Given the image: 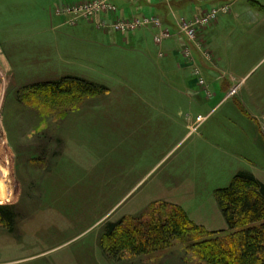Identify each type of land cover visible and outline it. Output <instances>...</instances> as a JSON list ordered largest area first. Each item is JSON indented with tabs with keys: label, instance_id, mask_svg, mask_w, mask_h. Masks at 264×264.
I'll return each instance as SVG.
<instances>
[{
	"label": "rangeland",
	"instance_id": "1",
	"mask_svg": "<svg viewBox=\"0 0 264 264\" xmlns=\"http://www.w3.org/2000/svg\"><path fill=\"white\" fill-rule=\"evenodd\" d=\"M50 6L49 0H0V206L12 210L39 249L95 252L106 222L143 214L155 202L181 207L208 231L224 230L215 191L239 170L264 184V7L241 0L231 14L217 17L206 36L191 41L180 33L191 48L208 45L217 64L208 69L238 91L192 133V120L206 117L224 97L222 81L209 107L182 105L177 116L179 100L168 82L141 81L140 74L155 75L140 70L147 68L144 56L159 62L152 34L138 38L144 43L127 42L146 31L138 29L122 43L75 15L70 25L71 17L57 16ZM64 74L105 84L113 100L105 94L82 99L76 87L67 93L32 89ZM123 89L133 106L119 103ZM164 101L169 120L159 113ZM142 102L158 112L129 110ZM78 105L81 111L71 112ZM114 264L200 263L177 243Z\"/></svg>",
	"mask_w": 264,
	"mask_h": 264
},
{
	"label": "crops",
	"instance_id": "2",
	"mask_svg": "<svg viewBox=\"0 0 264 264\" xmlns=\"http://www.w3.org/2000/svg\"><path fill=\"white\" fill-rule=\"evenodd\" d=\"M83 1L88 0H74L72 2L71 0H49V2L51 3L50 8L54 7L53 9L55 10L57 16L71 17V20L69 22L70 25L73 24V15H75L74 20L81 18L86 19L88 20V24L93 25L97 31L103 30L102 32L106 36H108L109 32H112L119 37L122 43L126 42V40L130 38L125 37L128 36L127 34H130L138 29H146V31H144L145 33L138 34L137 37L132 35L133 37L127 40V42L135 40L139 43H144L146 41L143 38H138L144 37L143 34L146 33L152 34V42L154 44L153 46L157 50V58L159 62H153L150 58L144 56V64L147 68L144 67L140 70L147 73H155V75L148 77L146 74H140L141 81L151 80L153 83L157 84L160 87L161 84L168 82L171 87L169 89L171 93L170 95L174 97L175 102L176 98H178L179 100V104H175V111H177V116H180L182 114V109H186L182 105H185L189 109H192L195 104L202 105L203 108L209 107L211 101L214 100L218 94L215 93L214 86H218L220 81H222V84L220 85L221 90L225 92H223L224 97L207 113L206 117L208 118V116L212 114L218 106H221V103H223L225 100H228L226 99V94L231 85L227 81L225 82V79L221 80V77H218L212 70L208 69V65L209 67H217L216 62H213V57L208 50V45H195V49L193 47L191 48L190 45L186 44V39L180 35V28H182L183 26H190L193 29L194 34L190 39L191 41H195L197 36H200L202 32H204V35L206 36L207 31L212 26V24L216 22L217 17L219 15L231 14V8L241 0H231L224 5L219 4L215 6H211L209 3H204V0H197V2L194 0H173L169 5L166 6L159 3L157 0H118L116 2L117 8H115L114 11H101V13L97 12L90 16H85L82 13L77 12V9L79 7L81 8L87 3L78 5L76 10H73L72 6H69V4L71 3ZM94 1L95 0H92V2L90 3H93ZM249 1L257 7H264V0ZM203 4L208 5L209 8H206L205 10L203 8H200ZM60 5H62V8L58 9V6ZM216 6V14L214 15V17L209 19L207 22L202 23V19L209 16L212 13V7ZM116 12H118V17L114 16ZM99 13L105 15L98 17V15H100ZM150 13H152L153 15H150ZM137 15H144L146 17H148L147 15L154 16V19L159 20V26L148 25L146 28L139 27L128 29L125 31H115L112 28L113 24L119 21H128L127 19L139 17ZM201 27L206 28L200 31V29H202ZM163 33H165V35H163ZM115 35L112 37L114 38V40ZM195 50L201 53V55H199L200 58L197 56ZM204 50L205 52L203 53ZM146 54L152 57L151 54ZM205 74H207L210 79H208ZM211 74H213V76ZM62 77H77L93 82L100 86H104L108 90L105 95H110L109 100H111L113 97L111 90L101 82H95L87 79L85 76L79 75L64 74V76H61L60 78ZM178 77L184 81L183 86L177 84V81L178 83L180 81ZM60 78H57V80H59ZM122 92H124L123 98L119 101V103H121L122 106L126 104H128L129 106H133L131 105L132 98H129L131 95H128L127 91L124 89L122 90ZM147 103L148 102H142V104H144L143 106H140L137 109L132 108L129 110H138L140 112L144 111L145 113L158 112V110L154 106H148ZM81 105L72 109L71 112L77 111L78 109H80L81 111ZM159 113L162 114L164 118H167L169 120V114L172 113L170 111H167L165 101L163 102L162 109ZM66 117L67 115H65L63 118L65 119ZM172 119L173 118H171L170 120ZM195 119L192 120L191 131L193 130V126L195 125ZM262 119H264V113L262 114ZM63 150L66 151L65 148ZM241 171L244 170L235 172L233 177ZM245 172L251 173L250 171L246 170ZM156 203L161 202L151 203L145 209V211L148 208L150 209V207H152V205ZM140 215H142V213L139 215L136 214L133 216H125L137 217ZM122 217H124V215L121 216V218ZM100 234L97 235V245L95 246V252H88L87 249H84L80 252L68 250L62 251L56 248L43 249L42 246H40L39 249V245L37 243H30L33 242L34 239L27 237V235L25 234L23 223H20V225L17 224L15 218L13 231H10L9 228L5 227L4 224L0 221V264H114L113 261L109 260L105 256L100 248ZM47 241L48 239H44L43 241L42 239H40V244H45V242ZM98 248H100L99 251Z\"/></svg>",
	"mask_w": 264,
	"mask_h": 264
},
{
	"label": "trees",
	"instance_id": "3",
	"mask_svg": "<svg viewBox=\"0 0 264 264\" xmlns=\"http://www.w3.org/2000/svg\"><path fill=\"white\" fill-rule=\"evenodd\" d=\"M74 87L83 94L82 99L108 92L104 86L77 77H62L32 89L50 88L55 93L66 89L67 93ZM214 197L224 230L208 231L193 223L182 208L161 202L140 216L106 222L100 248L116 263L161 252L178 243L185 245L200 264H264V184L241 171L227 187L216 190ZM14 219L10 208L0 206V221L10 231Z\"/></svg>",
	"mask_w": 264,
	"mask_h": 264
},
{
	"label": "built area",
	"instance_id": "4",
	"mask_svg": "<svg viewBox=\"0 0 264 264\" xmlns=\"http://www.w3.org/2000/svg\"><path fill=\"white\" fill-rule=\"evenodd\" d=\"M165 3H168L170 0H163ZM112 0H97L94 1L93 3L85 4L83 7H79L77 9L78 13H82L85 16H90L94 13L101 12V11H114L115 8L112 5ZM212 13L202 19L203 22H207L209 19L213 18L214 15L216 14V10L213 9L211 11ZM148 25H154V26H159V21L157 19H147V18H142V19H134V20H129V21H119L115 24H113L112 28L116 31H125L128 29H134L142 26H148ZM181 33H183L189 40L193 37L194 31L190 26H183L180 28ZM165 35V33H163ZM235 94V89H231L230 92L228 93L227 97H231ZM205 118L202 117H197L196 118V126L200 125Z\"/></svg>",
	"mask_w": 264,
	"mask_h": 264
}]
</instances>
